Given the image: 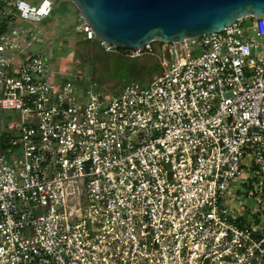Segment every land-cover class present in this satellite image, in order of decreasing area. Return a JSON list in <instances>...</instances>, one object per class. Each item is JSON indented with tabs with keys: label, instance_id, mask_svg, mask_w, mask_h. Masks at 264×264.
Returning a JSON list of instances; mask_svg holds the SVG:
<instances>
[{
	"label": "built area",
	"instance_id": "2783aa9c",
	"mask_svg": "<svg viewBox=\"0 0 264 264\" xmlns=\"http://www.w3.org/2000/svg\"><path fill=\"white\" fill-rule=\"evenodd\" d=\"M0 3V264H264L227 196L250 165L264 188V19L126 51L161 74L105 98L26 53L51 0Z\"/></svg>",
	"mask_w": 264,
	"mask_h": 264
},
{
	"label": "water",
	"instance_id": "95a60500",
	"mask_svg": "<svg viewBox=\"0 0 264 264\" xmlns=\"http://www.w3.org/2000/svg\"><path fill=\"white\" fill-rule=\"evenodd\" d=\"M96 38L131 51L181 43L247 19H264V0H68Z\"/></svg>",
	"mask_w": 264,
	"mask_h": 264
},
{
	"label": "rangeland",
	"instance_id": "374dc122",
	"mask_svg": "<svg viewBox=\"0 0 264 264\" xmlns=\"http://www.w3.org/2000/svg\"><path fill=\"white\" fill-rule=\"evenodd\" d=\"M53 1L57 2L60 10L63 9L61 0ZM69 10L76 11L72 5H69ZM81 23L82 20L79 18L71 21L70 25H64L60 29L52 27L48 31L39 25L41 30L36 33V42L29 43L26 53L45 58L52 72L68 74L78 92L99 93L105 98L113 96L123 85L130 83L145 85L160 76L161 68H158L159 60L155 56L144 55L130 59L117 51L106 53L97 42H85L82 36L76 33L74 26ZM11 116L13 113L0 112L2 127L12 120ZM248 175L247 170H243L233 183L235 187L231 194L229 192L227 196L230 198L228 205L233 209V213L236 216L243 214L244 218L251 222L252 215L259 211L256 208L251 209L255 205L251 200L236 195L237 190H240V184Z\"/></svg>",
	"mask_w": 264,
	"mask_h": 264
},
{
	"label": "trees",
	"instance_id": "16d2710c",
	"mask_svg": "<svg viewBox=\"0 0 264 264\" xmlns=\"http://www.w3.org/2000/svg\"><path fill=\"white\" fill-rule=\"evenodd\" d=\"M1 6L2 3H0V7ZM115 51L124 55L126 53V51L119 49H115ZM158 68L160 69V65H158ZM248 170L252 173L256 172V168L254 165H250L249 169H247V172ZM260 191H264V188L260 184L258 175H255L253 178L247 177L242 181V183L240 184V190H237L236 195L238 197H244L245 199H249L255 197L256 194ZM251 222L256 225L260 230L264 231V212H257V214H253L251 217Z\"/></svg>",
	"mask_w": 264,
	"mask_h": 264
},
{
	"label": "crops",
	"instance_id": "0c3cea01",
	"mask_svg": "<svg viewBox=\"0 0 264 264\" xmlns=\"http://www.w3.org/2000/svg\"><path fill=\"white\" fill-rule=\"evenodd\" d=\"M38 1L39 0H30V2H32V3H37ZM51 1L53 3V11H52L50 18L40 24V26H42V29L45 28L46 31H48V29H50L52 27L54 29H60L64 25H70V22L75 21V19L79 20V16H77L78 13H76V11H74V10H72V11L69 10V5H71V4L69 3L68 0H61V3L63 4L62 10H60V8L57 7L58 5H57L56 1H53V0H51ZM0 2H1V0H0ZM74 27H76V25ZM40 30H41V27H40ZM85 42H87V41H85ZM119 88H118V90H119ZM118 90H116V92Z\"/></svg>",
	"mask_w": 264,
	"mask_h": 264
}]
</instances>
